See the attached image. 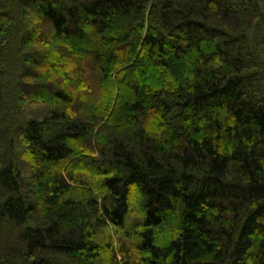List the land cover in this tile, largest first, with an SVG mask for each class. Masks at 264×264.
Returning a JSON list of instances; mask_svg holds the SVG:
<instances>
[{
	"label": "trees",
	"instance_id": "16d2710c",
	"mask_svg": "<svg viewBox=\"0 0 264 264\" xmlns=\"http://www.w3.org/2000/svg\"><path fill=\"white\" fill-rule=\"evenodd\" d=\"M0 264H264V0H0Z\"/></svg>",
	"mask_w": 264,
	"mask_h": 264
}]
</instances>
